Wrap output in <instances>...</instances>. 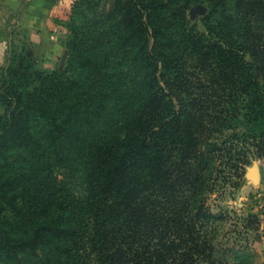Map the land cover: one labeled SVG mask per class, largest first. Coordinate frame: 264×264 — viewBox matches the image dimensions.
Segmentation results:
<instances>
[{"label": "trees", "instance_id": "16d2710c", "mask_svg": "<svg viewBox=\"0 0 264 264\" xmlns=\"http://www.w3.org/2000/svg\"><path fill=\"white\" fill-rule=\"evenodd\" d=\"M90 2L65 71H0V264H220L208 200L264 158V0Z\"/></svg>", "mask_w": 264, "mask_h": 264}, {"label": "rangeland", "instance_id": "374dc122", "mask_svg": "<svg viewBox=\"0 0 264 264\" xmlns=\"http://www.w3.org/2000/svg\"><path fill=\"white\" fill-rule=\"evenodd\" d=\"M45 1L46 7L39 9L37 0H0V71L8 67L14 53L21 51L32 57L40 70H66L71 27L92 20L94 13L75 12L74 5L79 0H64L67 6H60L52 14L59 0ZM93 2L98 3L99 0L90 3ZM207 13L208 7L203 4L192 5L187 12L191 23L200 30H204L203 18ZM242 129L241 126L225 128L216 136L220 140L226 139L235 130ZM63 168H57V179L70 180L64 175L68 171ZM71 186L78 195L82 194L78 180L71 181ZM217 190L211 195L208 205L215 213L224 216L219 221L215 241L220 264H264V158H251V163L245 167L241 187L234 188L228 184ZM249 213L261 219L259 230H255L256 224L251 223L253 229L245 231V219Z\"/></svg>", "mask_w": 264, "mask_h": 264}, {"label": "crops", "instance_id": "0c3cea01", "mask_svg": "<svg viewBox=\"0 0 264 264\" xmlns=\"http://www.w3.org/2000/svg\"><path fill=\"white\" fill-rule=\"evenodd\" d=\"M59 2V3H58ZM56 4V6L53 7L52 14L54 13L55 10H57L60 6H67V2H64V0H59ZM46 1L45 0H37V5L39 9L46 7Z\"/></svg>", "mask_w": 264, "mask_h": 264}]
</instances>
